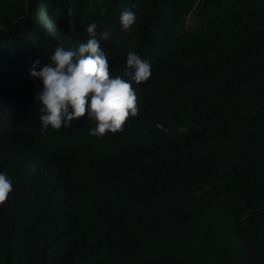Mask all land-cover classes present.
<instances>
[{"label": "trees", "instance_id": "obj_1", "mask_svg": "<svg viewBox=\"0 0 264 264\" xmlns=\"http://www.w3.org/2000/svg\"><path fill=\"white\" fill-rule=\"evenodd\" d=\"M92 22L137 115L41 134L29 67ZM0 171V264H264V0H0Z\"/></svg>", "mask_w": 264, "mask_h": 264}, {"label": "clouds", "instance_id": "obj_2", "mask_svg": "<svg viewBox=\"0 0 264 264\" xmlns=\"http://www.w3.org/2000/svg\"><path fill=\"white\" fill-rule=\"evenodd\" d=\"M135 19L131 8L122 10L119 14L121 29L127 30ZM96 28L95 22L88 24L84 29L88 39L75 49L58 45L47 63L36 60L29 67V76L40 85L39 91L34 92V100L40 106L41 134L50 128H69L72 121L87 112L88 121L95 122L94 127L87 129L88 135L100 138L106 132L121 131L126 118L137 115V95L132 84L147 81L152 65L130 51L125 59L127 79L110 75L108 59L100 42L107 40L111 32L102 31L98 38ZM28 168L34 170L35 164ZM12 190V180L5 171H0V203Z\"/></svg>", "mask_w": 264, "mask_h": 264}, {"label": "bare ground", "instance_id": "obj_3", "mask_svg": "<svg viewBox=\"0 0 264 264\" xmlns=\"http://www.w3.org/2000/svg\"><path fill=\"white\" fill-rule=\"evenodd\" d=\"M68 12V11H67ZM185 23V22H184ZM191 27V26H190ZM10 36H12V35H10ZM20 37V36H19ZM12 38V37H11ZM15 38V37H14ZM22 38V37H21ZM32 87V86H31ZM21 88V87H20ZM29 89V88H28ZM32 89V88H31ZM26 91H27V89H26ZM30 92V91H29ZM32 92V91H31ZM30 94V93H29ZM32 94V93H31ZM29 96V95H28ZM33 96V95H32ZM31 97V96H30ZM32 99V98H31ZM11 104V103H10ZM12 105V104H11ZM28 107V106H27ZM86 114V113H85ZM87 123V122H86ZM81 124V123H80ZM83 125V124H82ZM94 126V125H93ZM39 128V127H38ZM75 129V128H74ZM39 131V130H38ZM62 131V130H61ZM69 131V130H68ZM71 131V130H70ZM77 132V131H76ZM84 133V132H83ZM48 135V134H47ZM53 135V134H52ZM67 135V134H66ZM77 135V134H76ZM68 137H69V135H68ZM42 138V137H41ZM54 141V140H53ZM54 146V145H53ZM59 154V153H58Z\"/></svg>", "mask_w": 264, "mask_h": 264}, {"label": "rangeland", "instance_id": "obj_4", "mask_svg": "<svg viewBox=\"0 0 264 264\" xmlns=\"http://www.w3.org/2000/svg\"><path fill=\"white\" fill-rule=\"evenodd\" d=\"M190 24H191V20L188 19V20H187V25H190Z\"/></svg>", "mask_w": 264, "mask_h": 264}]
</instances>
